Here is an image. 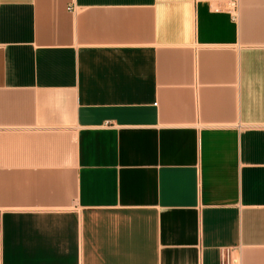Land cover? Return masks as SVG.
Returning a JSON list of instances; mask_svg holds the SVG:
<instances>
[{"label": "crops", "instance_id": "obj_1", "mask_svg": "<svg viewBox=\"0 0 264 264\" xmlns=\"http://www.w3.org/2000/svg\"><path fill=\"white\" fill-rule=\"evenodd\" d=\"M225 259L264 264V0H0V264Z\"/></svg>", "mask_w": 264, "mask_h": 264}, {"label": "built area", "instance_id": "obj_2", "mask_svg": "<svg viewBox=\"0 0 264 264\" xmlns=\"http://www.w3.org/2000/svg\"><path fill=\"white\" fill-rule=\"evenodd\" d=\"M229 7L233 9L234 8V4L229 5ZM68 11H70V9ZM222 259H223L222 260V263H223L224 258H222ZM225 263L228 264V261L226 259H225Z\"/></svg>", "mask_w": 264, "mask_h": 264}]
</instances>
